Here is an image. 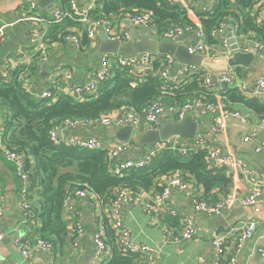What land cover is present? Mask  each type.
Returning a JSON list of instances; mask_svg holds the SVG:
<instances>
[{
    "label": "built area",
    "instance_id": "2783aa9c",
    "mask_svg": "<svg viewBox=\"0 0 264 264\" xmlns=\"http://www.w3.org/2000/svg\"><path fill=\"white\" fill-rule=\"evenodd\" d=\"M171 4L175 2L168 0ZM101 0H89L81 6L76 0H68V8H56L49 19L37 16L38 4L40 0H30L28 9L29 21L34 23L35 29L31 35V42L37 44L36 53L39 56V62L45 64L48 62V47L46 45V35L48 26L60 23L65 19H72L82 25L80 28L66 30L63 36L64 42H70L76 48H82V36L87 34L88 38L94 39L97 30H101L104 37L109 42H120L123 45L130 44L133 37L129 33L120 32L116 29V23H127L134 26H140L152 30L156 38L160 40L175 41L180 40L188 34H193L195 43L188 48L190 55H200L203 58L215 59L219 57L230 58L233 54L232 45L226 37L228 26L221 24L220 34L223 36L220 45H207L204 40V31L201 26L172 25L163 31L155 26L154 18L149 11H140L135 14L123 13L117 17H93L94 11ZM264 3L259 2L257 8H264ZM210 8L208 12H212ZM232 26L233 38L237 41L238 50L247 53L250 44L254 42L258 57H264V44L250 40L248 35L240 32L238 24ZM12 24L0 26V47L5 43L8 35V29ZM28 67V65H25ZM17 63L12 60L7 61L0 68V76L4 82H9L13 72L17 69ZM241 68L242 70L238 69ZM114 69L127 70L128 74L134 78L132 86L135 87L144 81V78L152 76L158 79L164 85L162 96L173 97V87L178 88L186 84L187 80H192V76L197 74L200 69L179 63L174 56L164 54H152L125 58L120 55H103L92 72V77L84 83L73 82V72L70 69H61L57 74H64V84L50 87L42 91H37L33 84L28 80L27 70L22 71L18 76L23 90L37 98H52L57 100L59 94H65L78 101H85L88 97L97 93L101 84L109 79ZM247 68L229 67L226 74L214 76L203 70L200 77V85L203 92L197 97L187 100L184 103L164 104L161 100L150 102L141 111H136L131 107L123 106L120 109L100 115L98 118H66L61 124L54 126L48 133L50 141L54 145L66 143L68 146L87 151L103 150L107 151L109 172L116 176H122L130 170H140L153 163L156 156L164 151L179 152L182 155H188L192 151L204 150L206 152L205 164L209 170H225L229 176L237 175L243 177L251 190L243 197L236 199L232 193L219 196L215 202L199 197H194L192 201L195 213H203L208 216L221 215L228 204L238 202L243 207H252L256 213L260 211L258 207L259 200L264 195V177L258 178L253 170L242 159L235 158L224 153L221 147L208 144L202 137L196 135L194 139L182 140L178 137H172L161 141L153 146L145 148V153L136 159H125L121 157L131 146L130 143L114 140L107 142L99 136L81 137L73 134L66 135L79 128L88 129H115L132 127L134 133L146 132L157 129L166 117L173 121H183L188 115H192L194 121L199 124L202 114H210L216 119L213 131L216 133L224 132L227 122L230 120H239L243 125L250 123V117L232 107V104L226 97V92L230 88H236L243 95L249 97H264V77H257L250 80L247 75ZM260 129H264V120L260 123ZM5 127L0 121V155L15 168V174L22 184L20 209L26 219L30 221L35 218L31 203V172L28 169L26 156L17 149L8 147L5 142ZM252 137L246 136L242 139L243 143H250ZM144 150V149H143ZM264 151V141L255 149L256 153ZM192 184L184 181L179 175L168 177L163 190L155 197L151 198L144 206L145 212L151 217V222L156 221V217L164 213H170L173 218H179L180 214L168 207L172 189H178L182 192H188ZM149 193H134L131 190H115L114 209L112 212V228L115 230L117 244L125 255L142 256V261L135 264H157L158 251L156 248L137 243L132 239V234L126 228L120 213L122 203L141 204ZM76 200L86 201L93 212L96 221L95 232L93 236L95 253L94 258L97 262L107 260L109 245L105 229L104 207L106 204L94 192L78 188H66V194L63 203V209L69 213L74 211L71 206ZM72 217H70V220ZM182 230L178 235L167 237V242L172 244H182L191 241L196 237V226L192 217L181 219ZM258 222L250 221L246 224L235 226L222 233H214L211 237V245L215 250L214 260L206 264H239L238 255L242 248L252 240L257 232ZM5 211L4 199L0 190V242L5 237ZM169 234V231H166ZM87 234L86 226L79 220H72L71 243L73 248H80L81 242ZM16 247L24 258H29L34 253L44 254L51 259L46 264H55L54 252L56 245L39 236L29 239L23 234L16 237ZM259 254L264 259V248H260Z\"/></svg>",
    "mask_w": 264,
    "mask_h": 264
},
{
    "label": "trees",
    "instance_id": "16d2710c",
    "mask_svg": "<svg viewBox=\"0 0 264 264\" xmlns=\"http://www.w3.org/2000/svg\"><path fill=\"white\" fill-rule=\"evenodd\" d=\"M264 0H214L212 12L197 11L204 31L207 45L220 44L221 24H238L240 32L250 40L264 44V25L257 22L254 8ZM264 5V4H263ZM63 9L68 8V0H63ZM149 11L159 32L172 25L193 26L187 10L180 4H171L168 0H101L93 17H117L123 13L135 14ZM82 29V25L72 19L48 26L46 43L64 42L66 30ZM86 33L82 36V48L88 44ZM35 65L21 66L16 69L9 82L0 76V121L5 127V142L8 147L17 149L26 156L31 172V192L36 205L33 207L35 219L41 221L35 233L39 237L52 241L55 245L64 242L68 236L67 222L64 218L63 203L66 188L88 189L110 204L115 198V190H131L134 193L157 190L158 179L179 175L184 181L202 186L203 199L212 200L213 190L220 188L228 193L232 178L225 170H209L205 164L204 150L192 151L188 155L179 152L164 151L156 156L153 163L144 169L130 170L122 176L109 172L107 151H87L68 146L66 143L54 145L49 139V131L66 118H98L100 115L120 109L123 106L141 111L150 102L170 99L172 103H184L203 92L200 77L203 70L192 76V81L178 88L173 87V97L162 96L164 85L152 76L144 78L142 83L133 87L134 80L127 70L114 69L112 76L99 87L96 94L81 102L65 94H59L57 100L37 98L26 93L18 76L27 70L29 76L34 66L37 70L39 56ZM242 70L241 68H238ZM226 97L233 104H243L264 119V102L258 97L243 95L236 88H230ZM135 146L134 143H130ZM157 188V189H156ZM216 196V195H215ZM218 195L216 196V200ZM215 202V201H214ZM107 221V220H106ZM105 221L108 245L112 249V258L104 264H135L136 255H125L117 244L115 230Z\"/></svg>",
    "mask_w": 264,
    "mask_h": 264
},
{
    "label": "crops",
    "instance_id": "0c3cea01",
    "mask_svg": "<svg viewBox=\"0 0 264 264\" xmlns=\"http://www.w3.org/2000/svg\"><path fill=\"white\" fill-rule=\"evenodd\" d=\"M79 5H85L89 0H76ZM176 4L182 5L188 12V18L193 24L201 26V20L197 16V11L208 12L213 7L214 0H171ZM30 0H0V26L4 24H12L8 29L7 39L0 47V68L4 64L12 60L17 63V67L35 65V57L37 56V44L31 42V35L35 26L29 21V5ZM63 0H51L54 5L52 10L51 3L47 5L38 4L37 16L49 19L56 8L61 9ZM257 14V22L264 25V8H254ZM116 29L120 32L129 33L132 37L134 33L140 36H149L156 38L152 30L140 26H134L127 23H116ZM104 34L101 30H97L94 39H90L89 43L83 48H76L70 42H56L52 44L46 43L48 47V62L39 63L34 66V71L28 80L34 85L37 91L55 87L64 84V74H57L61 69H70L73 72L74 83H84L92 77V72L98 65L101 56L111 54H100L101 44ZM223 36L220 34V44ZM173 42L179 43L185 48H189L195 43L194 35L188 34L180 40ZM206 43V42H205ZM219 44V45H220ZM256 65L247 68V75L250 80L257 77H264V57L256 56ZM27 67V66H26ZM18 69V68H17ZM192 80H187L190 83ZM183 86V85H182ZM186 86V85H184ZM264 102V97H260ZM164 104L172 102L170 99H161ZM232 107L239 110L250 117V123L243 125L239 120H230L227 122L224 132L216 133L213 131L216 119L210 114H202L198 124L199 137H202L208 144L219 146L224 153L235 158L242 159L253 170L258 178L264 177V151L256 153L255 149L264 141V129H260V123L263 122L258 114L249 110L243 104H233ZM2 121V120H1ZM109 129H88L79 128L66 135L73 134L81 137L99 136L107 142L115 139L107 135ZM251 136L250 143H243L242 139ZM145 153V149L137 152L135 146L131 145L121 157L125 159H136ZM232 178V186L228 193H222L220 188L213 190L212 194L216 201V196H224L232 193L234 198L239 199L245 197L251 190L250 184L237 175L230 176ZM168 177L158 179V186L165 187ZM22 184L15 174V168L8 163L0 155V190L4 199L5 211V239L0 242V264H46L50 261V257L40 253H34L29 258H24L16 247V237L23 234L29 239L38 236L35 233L36 227L41 226L38 218L26 221L20 204L22 200L21 189ZM157 189V188H156ZM158 190V189H157ZM157 190H152L145 197L141 204L122 203L120 205V213L123 218L124 225L132 234V239L137 243L148 244L158 251L157 264H206L215 258V250L211 245V237L216 233H222L230 230L235 226L246 224L250 221H257V232L252 240H250L242 248L238 255L239 264H264V259L259 254V249L264 248V195L259 200L258 207L260 211L256 213L252 207H243L238 202L228 204L224 212L219 216H208L203 213H195L192 206L194 197L204 198L205 191L202 186H191L190 191L182 192L178 189L171 190L168 207L175 210L180 215L179 218H173L170 213H164L156 217L155 222H151V217L145 212L144 206L151 201L152 197L159 194ZM216 195V196H215ZM34 196L32 194L31 198ZM213 201V202H214ZM32 206L36 205L34 199H31ZM33 206V207H34ZM74 209L72 213L63 210L64 218L67 222L68 236L64 242L56 245L54 252L55 264H104L97 262L94 258L95 246L93 236L96 227V221L90 205L86 201L76 200L71 205ZM114 203L106 204L104 207V219L112 227V212ZM192 217L196 226V237L191 241L182 244L168 243L167 237L178 235L182 230L181 219L184 217ZM70 217L72 219L70 220ZM92 218V219H91ZM79 220L86 226L87 234L81 242L80 248H73L71 243L72 220ZM169 231V234L166 233ZM136 263L142 261V256L137 255ZM112 258V249L109 246L107 260Z\"/></svg>",
    "mask_w": 264,
    "mask_h": 264
},
{
    "label": "water",
    "instance_id": "95a60500",
    "mask_svg": "<svg viewBox=\"0 0 264 264\" xmlns=\"http://www.w3.org/2000/svg\"><path fill=\"white\" fill-rule=\"evenodd\" d=\"M51 0H40L41 5H47ZM52 10L54 5L50 4ZM226 37L232 45L233 54L230 58L219 57L215 59L203 58L200 55H190L188 49L179 43L168 40H156L149 36H140L133 34V41L130 44L123 45L120 42H109L102 39L100 54L120 55L125 58L135 56L164 54L174 56L176 60L191 67H197L205 70L214 76L226 74L229 67L250 68L256 65L257 50L255 43L250 44L247 53L238 50L237 41L232 35V26L229 25ZM198 133V124L194 121L192 115H188L183 121H173L170 117H166L157 129L148 130L146 132L134 133L132 127H124L119 130L110 129L107 135L119 142L134 143L137 152L142 151L148 146H153L161 141L172 137H178L182 140H191ZM92 219V218H91Z\"/></svg>",
    "mask_w": 264,
    "mask_h": 264
}]
</instances>
